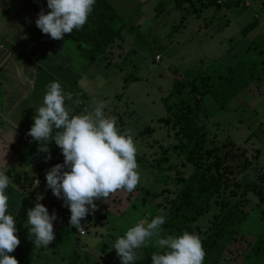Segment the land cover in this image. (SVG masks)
Wrapping results in <instances>:
<instances>
[{
	"label": "rangeland",
	"instance_id": "rangeland-1",
	"mask_svg": "<svg viewBox=\"0 0 264 264\" xmlns=\"http://www.w3.org/2000/svg\"><path fill=\"white\" fill-rule=\"evenodd\" d=\"M208 1L203 0L206 7L194 0L192 4L182 5L175 10L174 3H181V0H164V6H159L158 13L150 11L146 18L141 19V25L134 20L132 29L127 33L128 40L122 43V49L116 48L110 56V62L113 63L110 70H115L116 75L106 73L110 74L106 75L110 82L101 83V86L97 82V87L93 85L96 92L92 102L102 101L99 95L105 94V115L114 118L119 129L127 131L133 137L140 180L131 193L118 190L108 199L94 200L95 210L88 214L87 224L81 223L80 226L86 229V235L80 238V244L85 242L88 247L80 254L75 253L76 259L82 260V263L77 264H112L109 261L113 258L117 260L115 264H120V259L112 248L114 241L139 220L148 222L147 218L155 211L152 209L153 205L163 208L166 204L162 197L155 199L153 195H145V188L152 191L153 186H156L158 191L165 188L175 193L190 175V165L173 159L178 168L167 172L170 177L166 184L162 182L165 178L161 179L163 177H160L157 167L155 168L154 160L158 155L178 144L174 131H169V127L158 122L159 118L167 116L163 98L169 95L174 81L182 80L183 75L204 70L233 50L242 51L252 41L259 44L264 38V0H239L233 8L214 3L209 5ZM247 1L249 7L244 5ZM253 21L257 22L256 27L245 36L244 30ZM127 78L130 79L126 80ZM211 108V112H218ZM197 120L207 133V148L212 144L231 141L240 149L248 151L247 156L253 159L256 152L260 151L257 164L244 175H248L253 181L264 176V76L260 83L252 84L223 110L207 115L203 109ZM147 127L153 132L147 131ZM261 181L264 186V177ZM26 187V192H31V197H43V205L49 213L52 208H57L56 217L62 216L68 221V226L64 227L66 230L72 228L75 233L78 232L79 228L69 224L68 208L62 206L63 201L52 200L53 194L46 184L45 189L35 191L30 186ZM22 198L21 207L27 212L34 206L35 200L33 203L24 196ZM144 199L147 202L155 201L153 204H144ZM255 202L256 199L250 196L245 205V211L249 215L255 216L252 213ZM247 221L236 235L232 247L221 257L218 256V251L214 252L210 260H216L215 264H256L257 259L251 247L258 236L264 235V227L255 221ZM60 226L56 221L53 222V228L60 230ZM164 232L161 228V234ZM197 235L204 238L203 235ZM144 248L151 256L156 253L155 239L136 250V264H152L151 257H145ZM42 251L38 264H56L58 261L60 264H74L71 258L65 259V250L62 248L56 249L53 258L50 249L43 247ZM203 264H210V261H206V256Z\"/></svg>",
	"mask_w": 264,
	"mask_h": 264
},
{
	"label": "trees",
	"instance_id": "trees-1",
	"mask_svg": "<svg viewBox=\"0 0 264 264\" xmlns=\"http://www.w3.org/2000/svg\"><path fill=\"white\" fill-rule=\"evenodd\" d=\"M22 1L32 7L37 14L41 9L45 13L50 11L46 7V0ZM198 1L206 7L203 0ZM216 1L208 2L209 5L213 3L217 5ZM238 1L226 0L223 5L233 8ZM186 2L192 4L191 0ZM194 12L197 13L196 10ZM254 21L244 30L245 36L256 27L257 22ZM131 27V24L125 23L119 17L107 0H95L85 25L79 30L73 29L71 33L65 34L60 42L77 43L88 66L100 59H108V64H111L110 56L116 48L122 49L124 36L132 29ZM254 43L256 42L252 41L251 45L248 44L240 52L236 50L229 52L204 70L192 72L188 76L183 75L182 80H175L169 95L163 98L167 116L158 119L159 123L169 127V131H174V136L178 140L177 145L170 146L154 160L155 168L157 167L160 177H163L161 179L165 178L162 182L168 183L167 178L170 176L167 172L177 170L176 162L190 165L191 173L175 193L165 188L158 191L156 186H153L152 191L145 188V195L148 193L155 199L162 197L166 203L163 208L153 205L154 214L147 218V221L150 222L154 216L160 214L159 210H163L166 218L161 226L165 231L161 234L162 237L180 235L185 231L203 235L202 247L206 252V261H210V264L216 263V260H210L214 252L218 251V256L221 257L232 247L236 235L247 220L255 221L264 227V186L261 181L264 176L253 181L248 175H244L257 164L260 151L256 152L253 159L247 156L248 151L240 149L231 141L212 144L207 148V133L197 120L203 109L207 115L218 113L252 84L262 81L264 38L259 44ZM211 107L218 112L214 110L215 113L211 112ZM146 129L150 130V133L153 132L150 127ZM63 159L61 151H57L52 156V166L62 164ZM173 159L177 161L173 162ZM22 187L27 188L24 185ZM250 196L256 199L252 208L255 216L245 211ZM155 199L148 202L144 199V204L146 202L153 204ZM14 219L17 228L15 234L20 243L9 255L14 256L18 264H38L43 247H36L28 234L30 225L27 223L26 212L18 210ZM87 221L88 215L81 223ZM156 249L157 252L164 251L158 247ZM251 250L257 259L256 264H264V235L258 236ZM143 251L146 253L145 257H151L145 248ZM73 257L74 254L66 256L65 259L71 258L72 261Z\"/></svg>",
	"mask_w": 264,
	"mask_h": 264
},
{
	"label": "clouds",
	"instance_id": "clouds-1",
	"mask_svg": "<svg viewBox=\"0 0 264 264\" xmlns=\"http://www.w3.org/2000/svg\"><path fill=\"white\" fill-rule=\"evenodd\" d=\"M95 0H46V7L35 20L42 34L60 40L73 29L79 30L92 12ZM65 93L58 81L47 85L42 106L35 110L28 135L41 142L40 151H47L49 141H54L63 156V163L56 164L45 174L47 188L62 199V206L70 212L69 224L76 228L81 220L94 211V200L108 199L118 190L131 193L140 180L137 171L136 146L127 131H121L114 118L107 117L104 104L99 102L91 112L73 115ZM53 129L57 130L55 136ZM50 158V157H49ZM11 181L0 171V264H18L9 255L20 243L16 222L9 212V196L6 193ZM43 199L39 196L37 200ZM154 216L150 222L139 220L118 237L113 247L120 264H136V250L155 239L163 252L153 253L152 264H203L205 252L201 238L187 231L180 235L161 236V226L166 213ZM30 225L28 234L36 247H47L55 234V212L49 213L42 203H35L26 212Z\"/></svg>",
	"mask_w": 264,
	"mask_h": 264
},
{
	"label": "crops",
	"instance_id": "crops-1",
	"mask_svg": "<svg viewBox=\"0 0 264 264\" xmlns=\"http://www.w3.org/2000/svg\"><path fill=\"white\" fill-rule=\"evenodd\" d=\"M107 1L125 23L132 24L136 20L138 25L150 11L158 13L159 6H164V0ZM181 1L174 3L175 10L189 5L186 0ZM37 18L35 10L22 0H0V171H4L11 181L6 193L9 196V212L14 218L18 210H23L22 196L33 203L37 198L31 197V192L28 194L22 186H30L33 191L44 188L45 174L52 167V156L60 150L54 141H49L48 150L40 151L41 142L27 134L35 110L42 106L47 85L58 81L64 92L71 95V100L66 101L71 114L79 115L91 112L99 102L106 100L105 94H98L102 101L92 102L96 83L101 86V83L110 82L106 75H116L115 70H110L113 63L108 64L104 59L88 66L77 43H61L42 34L35 25ZM127 35L124 41L128 40ZM56 131L53 129V136ZM25 135L30 142L22 140ZM35 180H39V188L34 186ZM51 198L62 201L54 195ZM59 218L55 221L62 228H53L55 237L44 248L53 251V256L56 249L62 248L65 250L64 257L74 254L72 261L82 263L81 259H76L75 251L80 254L88 246L85 242L80 244L79 234L72 228H64L68 226L66 218Z\"/></svg>",
	"mask_w": 264,
	"mask_h": 264
},
{
	"label": "built area",
	"instance_id": "built-area-1",
	"mask_svg": "<svg viewBox=\"0 0 264 264\" xmlns=\"http://www.w3.org/2000/svg\"><path fill=\"white\" fill-rule=\"evenodd\" d=\"M225 1H226V0H217L216 3H217V5H223V4L225 3ZM244 5H246L247 7L250 6V4H249L248 1H247V3H245ZM157 58H158V60H160V56H157ZM81 105H83V104H81ZM22 140H23L25 143L30 142L29 138H28L26 135L22 137ZM34 186H35V187H39V186H40V182H39V180H35V181H34ZM43 202H44L43 199H41V200H37V198L35 199V203H42V204H43ZM56 211H57V208H52L50 214L53 213V212L56 213ZM63 225H65V224H63ZM78 234H79V237H80V238H81V237H85V235H86V229H85L84 227H79V229H78ZM116 262H117L116 259L111 260V263H112V264H115ZM102 264H104V263L102 262Z\"/></svg>",
	"mask_w": 264,
	"mask_h": 264
}]
</instances>
